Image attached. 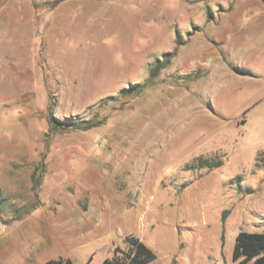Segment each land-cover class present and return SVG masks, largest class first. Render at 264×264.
Returning a JSON list of instances; mask_svg holds the SVG:
<instances>
[{
    "label": "rangeland",
    "instance_id": "rangeland-1",
    "mask_svg": "<svg viewBox=\"0 0 264 264\" xmlns=\"http://www.w3.org/2000/svg\"><path fill=\"white\" fill-rule=\"evenodd\" d=\"M239 231L264 232V0H0V264L127 236L238 264Z\"/></svg>",
    "mask_w": 264,
    "mask_h": 264
},
{
    "label": "trees",
    "instance_id": "trees-1",
    "mask_svg": "<svg viewBox=\"0 0 264 264\" xmlns=\"http://www.w3.org/2000/svg\"><path fill=\"white\" fill-rule=\"evenodd\" d=\"M230 210L222 212L225 221ZM125 247L116 245L112 256L101 264H147L154 259V253L141 240L133 236L124 238ZM232 259L238 264H264V232L239 231L232 252ZM44 264H73L70 259H49ZM86 264H92L90 257Z\"/></svg>",
    "mask_w": 264,
    "mask_h": 264
},
{
    "label": "crops",
    "instance_id": "crops-1",
    "mask_svg": "<svg viewBox=\"0 0 264 264\" xmlns=\"http://www.w3.org/2000/svg\"><path fill=\"white\" fill-rule=\"evenodd\" d=\"M80 243V242H79ZM81 244H84L82 243L81 241ZM80 244V245H81ZM124 243H111V248L110 249H102V252L97 255L98 253V249L97 248H93L91 249L85 256L84 260H82L79 264H86V262L88 261V259L91 257L92 258V264H101V262L105 259V258H109L112 256V253H113V248L116 246V245H119L121 247H125L123 246ZM125 245V244H124ZM46 250V248L44 249ZM60 259H70L72 261L73 264H76L75 261L72 259V255L71 253H66L64 252V256L63 257H59ZM59 258H52V259H59ZM97 260V262H96ZM20 263V261H19Z\"/></svg>",
    "mask_w": 264,
    "mask_h": 264
}]
</instances>
